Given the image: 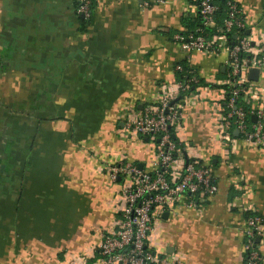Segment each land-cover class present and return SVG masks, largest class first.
<instances>
[{
    "label": "crops",
    "instance_id": "0c3cea01",
    "mask_svg": "<svg viewBox=\"0 0 264 264\" xmlns=\"http://www.w3.org/2000/svg\"><path fill=\"white\" fill-rule=\"evenodd\" d=\"M237 2L248 28H264V0ZM139 5L94 0L84 21L74 0H0V264L95 260L120 203L101 165L150 166L153 142L123 125L159 100L180 62L202 82L174 137L185 158L211 167L218 189L196 207L162 211L149 241L179 264H244V216L264 217V150L234 129L221 137L227 53L192 51L185 61L172 35L186 31L183 17L198 19L194 1ZM257 84L264 88V73ZM260 252L264 264V239Z\"/></svg>",
    "mask_w": 264,
    "mask_h": 264
},
{
    "label": "built area",
    "instance_id": "2783aa9c",
    "mask_svg": "<svg viewBox=\"0 0 264 264\" xmlns=\"http://www.w3.org/2000/svg\"><path fill=\"white\" fill-rule=\"evenodd\" d=\"M192 1L196 3L201 26L215 28L216 34L209 38L197 27L187 36L173 34V40L183 52L186 62L192 51H226L223 83L227 91L221 112L217 115L221 137L230 139L234 129L241 142L264 150V88L257 81L247 78L250 68H257L259 76L264 73V28L252 31L246 26L237 0H224L225 14L219 26L216 25V15L221 5L217 0ZM74 2L75 14L82 20L89 19L94 0ZM163 2L140 0L139 6L147 8L150 4ZM243 29L247 31L244 35L239 33ZM175 71L181 72V78L166 86L156 103L145 105L123 125L126 133L153 142L154 155L150 166L142 169L125 159L112 163L105 160L101 165L110 183L118 186L120 203L115 228L101 234L94 249L95 260L91 264H179L176 256L160 254L153 249L149 237L154 220L162 211L177 204L196 207L198 202L218 189L211 167L197 158H185L180 141L174 137L187 94L190 100V88L199 82V77L190 66L184 70L178 63ZM252 116H255L254 120ZM263 239L264 217L249 211L244 216V264H260Z\"/></svg>",
    "mask_w": 264,
    "mask_h": 264
},
{
    "label": "trees",
    "instance_id": "16d2710c",
    "mask_svg": "<svg viewBox=\"0 0 264 264\" xmlns=\"http://www.w3.org/2000/svg\"><path fill=\"white\" fill-rule=\"evenodd\" d=\"M217 1L221 5V7H220V9H219V11H218V13L216 15V25L219 26L221 24V20L224 17L225 12H224V8H223L224 7V5H223L224 0H217ZM74 5H75V2H74ZM182 23H183V26L185 27L186 31L183 32V33L182 32H178V33H180V34H182L184 36H187L189 33L194 32V29L197 28V27H199L200 29H202L203 30V33L204 34H207V37H209V38L212 35L216 34L215 28H207V29L206 28H203L201 26V24H200V20L199 19H194L193 21H189V18L183 17L182 18ZM239 33L244 35V34L247 33V31L245 29H243V30H239ZM172 38H173V35H172ZM180 63L182 64L184 70L188 69V66L186 65L185 62H180ZM180 76H181V72H176V79L181 78ZM200 82H202V81L199 80L198 83H200ZM198 83L192 85L190 89L196 87L198 85ZM239 101H240V99H239Z\"/></svg>",
    "mask_w": 264,
    "mask_h": 264
},
{
    "label": "water",
    "instance_id": "95a60500",
    "mask_svg": "<svg viewBox=\"0 0 264 264\" xmlns=\"http://www.w3.org/2000/svg\"><path fill=\"white\" fill-rule=\"evenodd\" d=\"M232 38H235V35H232ZM233 43V42H231ZM258 76H259V70L257 68H250L248 71V80H253V81H257L258 80ZM253 120L255 118V116H252ZM256 241H258V239H256Z\"/></svg>",
    "mask_w": 264,
    "mask_h": 264
},
{
    "label": "rangeland",
    "instance_id": "374dc122",
    "mask_svg": "<svg viewBox=\"0 0 264 264\" xmlns=\"http://www.w3.org/2000/svg\"><path fill=\"white\" fill-rule=\"evenodd\" d=\"M206 29H207V27H206Z\"/></svg>",
    "mask_w": 264,
    "mask_h": 264
}]
</instances>
